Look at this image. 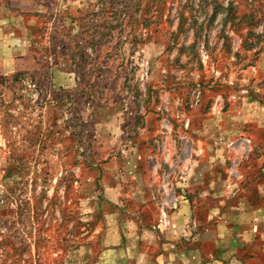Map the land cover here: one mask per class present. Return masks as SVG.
Returning <instances> with one entry per match:
<instances>
[{"label": "rangeland", "instance_id": "374dc122", "mask_svg": "<svg viewBox=\"0 0 264 264\" xmlns=\"http://www.w3.org/2000/svg\"><path fill=\"white\" fill-rule=\"evenodd\" d=\"M0 13V264H264V0Z\"/></svg>", "mask_w": 264, "mask_h": 264}, {"label": "crops", "instance_id": "0c3cea01", "mask_svg": "<svg viewBox=\"0 0 264 264\" xmlns=\"http://www.w3.org/2000/svg\"><path fill=\"white\" fill-rule=\"evenodd\" d=\"M1 1V3H0V5L1 4H3V0H0ZM3 17H1V13H0V47L3 45V42L5 41L4 40V34H5V32H6V30H5V22H3ZM10 44H11V42H9ZM17 50V49H16ZM208 234L207 233H202L201 234V236L203 237V240H204V238H206V236H207ZM138 251V250H137ZM115 253V255L117 256V257H120V258H122L121 257V255H123V254H127L128 253V250H127V247L125 248V247H119V248H112V249H109V250H107V251H105V253L106 254H108V253ZM106 254H104L105 255V258H107V256H106ZM108 255H112V254H108ZM109 257V256H108ZM210 264V263H209Z\"/></svg>", "mask_w": 264, "mask_h": 264}]
</instances>
